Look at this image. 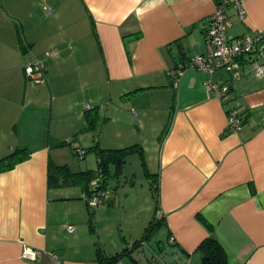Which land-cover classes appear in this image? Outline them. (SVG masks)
<instances>
[{
	"label": "crops",
	"instance_id": "1",
	"mask_svg": "<svg viewBox=\"0 0 264 264\" xmlns=\"http://www.w3.org/2000/svg\"><path fill=\"white\" fill-rule=\"evenodd\" d=\"M214 1L0 0V157L30 151L0 171V264H106L118 252L124 255L113 264H199L197 247L208 236L229 264H264V74L246 64L238 78L225 69L170 74L204 52ZM241 1L245 18L229 9L228 34L264 35V0ZM138 30L137 40L124 39ZM50 49L58 56L45 58L43 78H26V60ZM206 80L227 83L228 97L218 99ZM86 104L98 108L93 130L86 129ZM232 107L246 114L236 131L227 129ZM57 140H72L75 149L97 142L156 151L157 176H150L158 209L152 198V216L133 241L119 235L105 243L104 212L120 183L112 191L107 178L109 197L92 208L79 180L48 179L49 161L76 173L97 167L94 153L71 160L68 144L50 145ZM154 209L162 220L142 237ZM154 236L142 263L135 256L146 255L143 246ZM26 246L42 252L37 261L21 256Z\"/></svg>",
	"mask_w": 264,
	"mask_h": 264
},
{
	"label": "built area",
	"instance_id": "2",
	"mask_svg": "<svg viewBox=\"0 0 264 264\" xmlns=\"http://www.w3.org/2000/svg\"><path fill=\"white\" fill-rule=\"evenodd\" d=\"M215 10L209 17L208 24L205 26V50L202 53L191 55L185 64L179 65L170 70L172 77L178 78L186 68H195L212 73L216 69H225L231 75V78L240 76V69L243 64L249 65L258 75L264 74V35L259 32H248L241 35H230L228 29L231 27L232 20L228 13L232 9L241 20L245 18V8L241 0H215ZM49 12V11H48ZM58 51L50 49L45 52L44 57L27 59L24 64V73L26 78L34 81H40L45 73V58H57ZM204 85L212 90L218 99L225 100L228 97L229 86L227 83H217L206 80ZM87 109L91 108L86 104ZM227 114V129L236 131L240 129L245 120L246 114L239 112L236 108H230ZM82 149H76L75 153L79 157L83 156ZM96 176L90 181L89 191L86 194V200L89 207L100 205L104 199L109 197L108 188L101 185L102 176L96 172ZM101 176V177H100ZM162 212L156 210V218L162 217ZM68 232H73L74 227L68 226ZM21 256L27 260L37 261L40 257V250L30 247H24L20 252ZM52 258L58 260V255L51 254Z\"/></svg>",
	"mask_w": 264,
	"mask_h": 264
},
{
	"label": "trees",
	"instance_id": "3",
	"mask_svg": "<svg viewBox=\"0 0 264 264\" xmlns=\"http://www.w3.org/2000/svg\"><path fill=\"white\" fill-rule=\"evenodd\" d=\"M141 36V31L138 30L137 32L130 33L124 35V39L126 40H137ZM185 64V63H182ZM98 108H90L86 112L87 117V128L93 130L96 126V122L98 119ZM50 142V141H49ZM68 144L71 149L73 150L74 154L76 149L73 146L72 140H57V141H51V146H61ZM83 150L82 153H94L97 157V167L96 169H87L84 171L74 172L71 171L69 166L66 164H56L52 161H49L48 167V179L52 180H58L59 178L64 182H75L80 181L84 184V187L86 190L89 191V184L90 181L96 176V172H100L102 176L101 185L103 188H106L107 184V178L109 173L110 164H114L116 167V173H119L121 171V168L123 166V163H125V158L127 155L138 152L142 153L140 151L141 146L137 143L129 144L123 147L118 148H104L101 147L97 142L93 145H90L85 148H81ZM30 151L27 148H16L13 151L9 152L6 155H3L0 157V171H5L10 169L11 167H14L16 163L24 160L29 156ZM145 175L149 176L148 172H145ZM151 175V174H150ZM155 177L157 176L156 174ZM100 176V177H101ZM158 183L156 180L153 181L152 189H153V199L156 202V209H158L157 201H158ZM156 209H154V215L152 219L148 222V225L145 227L144 232L142 234V237H149V234H152V232L155 229V226L158 222L162 220V217L156 218ZM201 221L204 222V224L209 228H211L210 223L204 220V218H201ZM197 250L200 252V261L199 264H229L226 251L224 247L220 244L217 238L214 236H208L204 238L200 244H198ZM123 254V252H118L116 254H113L112 256H109L106 258V264H113L117 261Z\"/></svg>",
	"mask_w": 264,
	"mask_h": 264
},
{
	"label": "rangeland",
	"instance_id": "4",
	"mask_svg": "<svg viewBox=\"0 0 264 264\" xmlns=\"http://www.w3.org/2000/svg\"><path fill=\"white\" fill-rule=\"evenodd\" d=\"M96 68L99 69L98 66ZM129 145V144H128ZM152 146V145H151ZM154 150V149H153ZM155 150H148L143 154L133 152L126 156L125 163L121 168V171L117 174L116 167L114 164H110L111 174L108 175V186L112 191H115L118 183L117 194L114 192L115 199L113 200L114 206H109L105 215L110 218H106V222L102 227L105 230L104 233L108 234V237H105V243L107 246H111L112 242H118L120 240L119 235L126 236L127 239H132L133 241L136 237L133 235L136 232L142 233V220L145 218H151L152 209H153V177L150 174L155 173L156 162L155 161ZM70 154L71 160L74 161H83L84 158ZM89 155V153H88ZM86 155V157L88 156ZM92 158L93 155H90ZM73 163V162H72ZM76 168V166H74ZM148 172L149 176L145 175ZM153 175V174H152ZM118 196V197H117ZM117 217H122L120 220V225L114 222ZM110 220V222L108 221ZM117 227V229L115 228ZM122 232V233H121ZM131 234V236H129ZM137 235L138 238L140 235ZM134 237V238H132ZM156 240L158 237H152L146 241V245L143 246L146 255L143 253L135 257H139L142 263L146 262V258H149L151 252L153 251V246H155ZM111 242V243H110ZM127 245V244H126ZM126 262H129V258L125 257Z\"/></svg>",
	"mask_w": 264,
	"mask_h": 264
}]
</instances>
